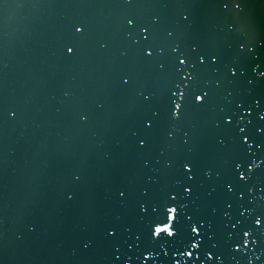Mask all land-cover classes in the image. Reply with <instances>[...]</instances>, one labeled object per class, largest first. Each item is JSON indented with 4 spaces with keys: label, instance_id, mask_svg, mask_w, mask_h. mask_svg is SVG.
Here are the masks:
<instances>
[{
    "label": "water",
    "instance_id": "obj_1",
    "mask_svg": "<svg viewBox=\"0 0 264 264\" xmlns=\"http://www.w3.org/2000/svg\"><path fill=\"white\" fill-rule=\"evenodd\" d=\"M0 264H264V0H0Z\"/></svg>",
    "mask_w": 264,
    "mask_h": 264
},
{
    "label": "snow or ice",
    "instance_id": "obj_2",
    "mask_svg": "<svg viewBox=\"0 0 264 264\" xmlns=\"http://www.w3.org/2000/svg\"><path fill=\"white\" fill-rule=\"evenodd\" d=\"M181 63H183V61H181ZM197 101H202L203 97L202 96H197L196 97ZM179 106L176 105V108H178ZM243 178V177H242ZM166 221L165 220H161L160 222L156 223L153 227V231H152V235L156 238L163 236H167V237H174L176 235V230H175V222H176V218H177V208L176 207H167L166 208ZM257 225H259L261 223V221L258 219L256 221ZM191 231L193 234L198 235L199 234V229L196 226H193L191 228ZM244 235L247 237L249 234L247 232L244 233ZM198 243L193 242L191 244V247L193 249L198 248ZM185 255L191 257L193 255V253L191 251L186 252ZM149 257H146V259Z\"/></svg>",
    "mask_w": 264,
    "mask_h": 264
}]
</instances>
